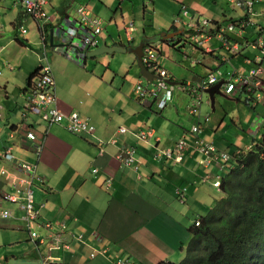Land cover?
Here are the masks:
<instances>
[{"label":"crops","instance_id":"obj_1","mask_svg":"<svg viewBox=\"0 0 264 264\" xmlns=\"http://www.w3.org/2000/svg\"><path fill=\"white\" fill-rule=\"evenodd\" d=\"M174 2L179 7L172 11L173 17L177 15L170 23L168 18L156 21L150 16L145 20L148 2L144 4L143 1L141 17L136 19L132 0H48L45 10L58 26L65 12L79 5L87 6L97 17H108L107 22L100 18L103 31L98 37V48L102 44L132 48L146 40L155 42L161 33L171 34L175 29L182 32L183 25L178 20L182 6L187 12V19H182L188 21L189 18L192 23L208 21L206 29L211 34V38L199 48L192 43L179 45L180 35L176 39L177 48L189 44L199 52L194 57L197 60L188 61L193 72L191 75L173 62H162L163 52L160 46L156 48L157 61L163 69L169 73L175 68L184 73L178 79L169 73L173 77L172 83L177 84L171 104L162 112H157L154 104L149 106L135 100V84L128 97L113 88L112 76L115 73L111 71L124 69L121 64L114 65V55L132 53L94 55L92 52L97 48L83 50L79 46L76 50L68 36L61 32L54 35L53 40L47 38L45 59L54 79L53 107L65 116L77 114L79 120L87 122L94 130L73 134L66 122L47 125L34 115L22 119L25 98L30 93L28 84L39 66L44 64L40 61L43 54L41 31L44 27L51 31L52 27L36 23L24 15L23 9L14 0H0V168L12 172L16 162L36 163L37 172L44 179V185L33 187V191L36 189L39 194L38 203L43 205L39 209L40 221L63 223L75 235L82 233L86 236L85 242L77 243L73 250L67 252L64 258L67 264H114L118 257L131 258L139 264H143L144 260L160 264L161 260H166L167 254H170L169 260L181 261L185 254V242L191 238L190 229L193 227L187 229L188 217L196 214L194 222L204 217L198 216V213L206 214V210L221 198L222 193L211 186V179L223 178L236 156L264 135L260 139H251L252 133H255L254 128L251 129L253 115L248 116L247 111L252 109L249 107L252 102H246L248 96L243 92L225 96L223 89H218L211 104L205 91L215 85L208 86L199 92L207 97L205 106H202L200 96L197 113L192 115L190 108L196 104L191 102L184 86L180 87L184 84H189L190 88L198 87L210 74L221 77L222 71L217 69L223 64L229 66L231 72L227 71V80L217 81L220 87L234 74L245 76L249 69L256 66L262 67L258 79L264 84V55L249 45L260 36V27L264 31L262 15L251 16L249 23L252 24H248L238 35L236 30L226 32V26L239 18L241 12L229 8L225 0ZM208 2H213L215 6L219 4V18H208L200 13L202 6ZM227 10L231 12L229 15ZM254 10H264V0ZM152 14L155 12L152 11ZM134 19L146 23L140 24L141 27L135 26ZM19 27L24 28L25 33L22 34ZM219 32L226 33L225 36H229L233 43H238L237 55L231 56L222 48ZM261 37L264 40V32ZM215 41L217 43H213ZM255 58L263 60L252 65L245 61ZM125 60L127 65L132 62L127 73L136 75L132 67L139 73L134 55ZM100 68L103 70L100 71ZM140 78L139 74L137 80ZM262 89L264 94V85ZM216 95L225 98L229 108L227 111L222 108L219 115L211 117L203 111V107L214 112ZM242 96L245 98L242 99ZM112 106L116 111L111 114L109 109ZM180 110H185L188 118L184 120ZM257 124L260 129L264 128V120ZM193 125L199 130L193 136L185 137L187 149L180 153L181 160L174 162L172 158L165 157L164 152L168 150H173V156L176 155V143ZM121 128L125 129L124 133H120ZM228 128L236 132L229 133ZM142 130L146 134L151 131L150 137L147 135L144 141H139L135 135ZM30 131L41 142L37 157L33 155L31 142L25 137ZM196 140L213 145L218 155L227 154L230 159L215 163L211 156L206 157L199 152ZM99 141L104 142L102 153L99 152ZM122 145L136 148L135 168L121 165L117 160L116 154ZM8 148L15 158L12 162L1 159V152ZM106 179L111 180L107 188L103 184ZM178 188L185 190L183 202L175 194ZM1 191H8V188L0 177ZM3 203L6 202L0 201V206ZM9 206L14 208L13 211L8 209L13 217H0V258L3 257L1 245H13L14 238H10L9 233L22 235L24 232L23 223L16 220L20 211L15 205ZM93 232H96V238L92 237ZM183 235L185 238L182 240ZM22 240L26 242L27 237ZM92 250L97 252L94 259L88 258ZM34 254L36 257L31 259L39 264L36 251ZM66 262L63 260V263ZM166 262L170 264V261Z\"/></svg>","mask_w":264,"mask_h":264},{"label":"built area","instance_id":"obj_2","mask_svg":"<svg viewBox=\"0 0 264 264\" xmlns=\"http://www.w3.org/2000/svg\"><path fill=\"white\" fill-rule=\"evenodd\" d=\"M229 8L241 12V16L237 19L231 21L230 24L226 26V32L236 30L238 35H241L242 30L248 25L252 24L250 22V17L253 15L264 17V10L255 11L254 8L260 5L263 0H225ZM14 3L19 5L24 14L31 17L35 21L39 22H49L50 17L45 11V6L47 0H14ZM181 14L183 16L187 15L185 8L182 7ZM188 31L185 38L192 42L195 46L201 47L204 42L211 38V34L208 29V21L203 20L201 23L189 22L186 24ZM51 31L47 27H44L41 31V43L43 48V54L40 57L41 62L44 64L40 65L39 72L36 74L34 80L30 85V93L26 97V110L37 115L42 121L46 123L60 122L64 116H62L53 107L54 100V79L50 70V67L45 59L46 44L48 43L47 38L50 39L51 35H57L58 31H61L63 35H67L70 39L71 46L78 50L81 46L83 50L96 49L98 47V37L103 31L102 21L99 17L95 16L87 6L80 5L73 12L65 14L61 18V24L51 26ZM262 30H260L261 32ZM21 32L24 33L25 30L21 28ZM264 32V31H263ZM52 33V34H51ZM222 42V48L229 54L234 55L239 52L238 44L233 43L227 36L220 33L218 36ZM251 47L259 50L260 54L264 55V40L258 36L253 42L249 44ZM156 46L148 45L143 50V55L141 62L143 66L157 78L152 84H148L145 81L138 80L134 87V97L142 104L150 105V101L155 104L158 110H164L172 99V87L168 84L169 75L164 69H162L157 62V51ZM260 58H255L254 63H258ZM261 72L260 67H254L248 70L245 76L235 75L231 76L229 80L222 85L224 93L228 96L240 94L243 92L248 96L246 102H252V106H256L259 102V95L262 93L263 82L258 79V74ZM216 82V76L213 74L208 75L203 81L198 85V87L190 88L189 84L180 85L184 86L186 92L189 93L191 98L200 100L199 92L204 90V88L214 84ZM178 88V87H177ZM253 97L255 99H253ZM194 104H196L194 102ZM197 104L190 108V114L196 115ZM26 111H24V116ZM69 126L72 131L77 133L86 131L88 129L87 123L79 120L77 114H71L68 117ZM198 128L193 125L189 130L183 134L182 138L176 143V155L173 156V150H168L164 152L165 157L172 158L174 162H179L181 160L180 153L187 149V142L185 137L193 136L198 132ZM149 137L150 133L140 132L139 139L144 140ZM27 139L34 143V148L36 154H39L40 144L37 142V138L32 133L26 134ZM195 144L197 149L204 156H211V159L215 162H225L229 159L227 154L220 153L218 155L216 149L213 145L204 143L202 141L196 140ZM134 149L130 147L123 148L118 158L125 165H130L134 160ZM1 159L5 162H12L15 160L10 148L5 149L1 152ZM12 172L6 168H0V177L4 179L5 185L8 191L0 193V200L16 205L17 209L22 212L21 220L26 226L28 232L29 240L36 246L37 249L44 248L46 254L40 255L42 260H49L51 258L52 252L59 249H69V245L66 241L62 240L61 231L65 229L64 225L59 226V231L54 232L52 225L49 222H44L40 225L37 224L39 218V211L35 206L32 198L31 187L34 183L41 184L43 182L42 177L36 172V165L28 164L26 162H16L12 166ZM218 185L215 183L214 186ZM180 199L183 200V192L177 193ZM10 212L3 210L0 211L1 218L10 217ZM32 225L40 226L47 232V239L44 236H39L33 232L31 229ZM198 225V221L195 222V226ZM67 234V233H66ZM68 235H71L68 233ZM72 236V235H71ZM78 240L81 236L77 237ZM45 255V256H44ZM91 257L94 255L91 254ZM116 264H137L131 259H118Z\"/></svg>","mask_w":264,"mask_h":264},{"label":"trees","instance_id":"obj_3","mask_svg":"<svg viewBox=\"0 0 264 264\" xmlns=\"http://www.w3.org/2000/svg\"><path fill=\"white\" fill-rule=\"evenodd\" d=\"M31 150L37 157L33 142ZM233 162L221 178L222 197L190 229L185 255L175 264H264V138ZM59 225L52 224L53 229Z\"/></svg>","mask_w":264,"mask_h":264},{"label":"rangeland","instance_id":"obj_4","mask_svg":"<svg viewBox=\"0 0 264 264\" xmlns=\"http://www.w3.org/2000/svg\"><path fill=\"white\" fill-rule=\"evenodd\" d=\"M142 1H143L144 4L146 2H148L147 3L148 9L145 11V20H147L151 16V17H155L154 19L156 21H162V20H165V18H168V20H170V23H172L173 19H175L176 15H177V13H176L174 15V17L172 16V11L175 12L176 8L179 7V5H177L174 2V0H132V4L135 7L134 12H135L136 19H140V17H141V13H142ZM218 6H219V4L215 6L213 4V2H211V3L208 2L205 6H202V11L200 13L203 14L204 16L208 17V18L209 17L215 18V19L216 18H219L220 17V14L217 11L218 10ZM225 7L227 8L226 5H225ZM152 11L155 12L154 15L152 14ZM177 11H179V8H178ZM227 12H228L227 15H229L231 13L228 10H227ZM98 17L101 18L100 16H98ZM101 19L103 21H105V22L108 21V17L107 18H101ZM180 20H181V22H185L182 18H180ZM139 21L140 20H135L134 21V25L141 27L140 24L146 23L145 21L144 22L143 21L139 22ZM263 21L264 20H262V22ZM151 26L152 25L150 23V27ZM143 29H145V28H143ZM182 29H185L186 30L185 26H182ZM59 32H61V31H58L57 33H59ZM138 35L139 36L142 35L141 34V31H139V34ZM177 38L178 37H175L173 40H169V41H166V42H159L161 51L163 52L162 55L164 57L162 59V62H173L176 66L181 67V68H183L185 70H188L189 71L188 73H190V75H191V74H193V72H191L192 71V68L189 67L188 61H190V59H193L194 57H196L195 55L199 54V52H197V50H195L189 44H185L183 47L177 48V45H175ZM213 43H217V42L215 41ZM210 44H212V43H210ZM114 56L116 58L115 61H114L115 62L114 65L117 66L118 64H121V66H123L124 69H122V70L115 69V70L111 71V72L115 73V75L112 76L113 77V84H112L113 85V88L116 89V90H121L122 94H124V95H126V97H128L129 93L130 92L132 93L131 90L133 88V85L137 81V77H139V73H138V71H137V69L135 67H132V68L135 71L136 75L134 73L133 74L132 73H130V74L127 73L128 71L131 70L129 67H131V63L132 62H129V64L127 65L125 58H127V59L128 58H133V55L127 53L126 55L116 54ZM195 60H197V59H195ZM167 65H169V64H167ZM102 70L103 69H101L100 71H102ZM217 71L224 72V74L222 72H220L222 74L221 77L220 76H216L217 81H220L221 79L227 80L226 74L230 73L231 72V69L229 68V66L223 64L222 66H220L217 69ZM227 71H228V73H227ZM169 73H171L176 79H178L179 76L184 75V73L182 71L177 70L175 68H173V70L170 69L169 70ZM188 73H186L187 76L189 75ZM105 75H107V73ZM221 89H223V88L221 87ZM220 91H222V90H220ZM111 92L114 93V90L111 89ZM199 95L201 96L202 106H205L204 101L207 99L206 95H203V96L201 94H199ZM244 98H245V96H242V99H244ZM190 99H191V102L193 101L197 105L199 104V100L198 99L197 100L195 98H190ZM253 99H255V98L253 97ZM215 100L217 102V104H216L217 107L215 106L216 108H215V111L214 112H212L211 108L208 109L207 107H203V111L204 112H208L211 117L214 116V115H219L220 112H222V111H220L222 108L225 111H227L228 108H229V106L227 104V100L225 98H222V97H219L218 95H216L215 96ZM259 102H260V104H258L259 107L256 106V108L254 110L249 109L247 111L248 116L249 115H253L252 123H251V129L254 128L253 129V132H255V133H252L251 132L252 133V138L251 139H260L261 136L264 134V128L263 129H260V126L257 124L260 121H263L264 120V94L263 93H260V95H259ZM113 105L115 106V104H113ZM185 105L182 106L183 109L185 108ZM114 106H112L109 109L110 112H111V114L114 111H116V108H114ZM179 112H181V115L183 116L184 120L186 118H188V115L186 114V111L185 110H180ZM232 131H235V130H233L232 128H228V132L229 133L232 132ZM250 137H251V135H250ZM88 174H89V172H88ZM103 184H104V186H106V188L108 187V185H107V179L103 182ZM35 190L36 189H34V191H33V198H34L35 204L36 205H40L39 204L40 202L38 201L39 194H38V191L37 190L35 191ZM7 204L13 206V204H10V203H3L0 206V211L1 210H4V209H7V210L9 209V210H12V211L14 210L13 207H10ZM179 207H181V205H179ZM184 207L187 208L186 206H184ZM201 215L203 216V215H205V213L204 212L198 213V216H201ZM195 217H196V214L195 215H192L191 214L188 217L189 220L187 221V225H188L187 226V229L188 228H191L193 226ZM22 230L25 232V233L23 232V234H22L23 236L20 235L17 232H13V231H11L13 233H9V237L12 238V239L14 238V240L12 241V243H13L12 246L7 247L6 244L1 245V246H3L2 247L3 257L0 258V264H36L31 259L33 257H36V255L34 254L35 249H34V247H32V245H31L30 242H28V241L25 242V240H22V238H25V236L27 237V235H28L27 232H26V230L24 228ZM32 231L33 232L35 231V233L37 235H39V236H44L45 239L48 238L47 237V232L43 228H41L40 226L39 227L32 228ZM184 238H185V235L181 236V239L182 240ZM189 239L186 240L185 247L187 246V244L189 242ZM19 240H21V241H19ZM165 251L169 252V250H165ZM67 254H68L67 252H59L58 253V255H60L61 258L65 262H66L65 259H66V255ZM165 259L167 261H170L169 262L170 264H174V263H179L180 262V260H175V261L174 260H169L170 259V254H167V257ZM166 260H161V264H167ZM69 264H71V263H69ZM143 264H150V261L144 260Z\"/></svg>","mask_w":264,"mask_h":264},{"label":"clouds","instance_id":"obj_5","mask_svg":"<svg viewBox=\"0 0 264 264\" xmlns=\"http://www.w3.org/2000/svg\"><path fill=\"white\" fill-rule=\"evenodd\" d=\"M47 4H48V0H47ZM46 4V5H47ZM80 6V5H79ZM84 6V5H83ZM228 6V5H227ZM229 7V6H228ZM77 8V7H76ZM76 8H73V9H70L69 8V10L68 11H66L65 12V14H67V13H70V12H73ZM46 11V10H45ZM46 13H47V11H46ZM25 15V14H24ZM180 17L182 18H185V19H187L186 18V15L185 16H183L182 14H181V12H180ZM27 16V15H26ZM49 16V15H48ZM64 16V15H63ZM50 17V16H49ZM31 18V17H30ZM51 18V17H50ZM264 18V17H263ZM185 19H183L184 21H185V24H183L184 22H181L180 21V19L178 18V20H179V22H181V24L183 25V26H185V28H186V30L185 29H182V32H180V34H178V35H180L179 37H180V41L178 42L177 41V43H179V45L180 44H184V43H192V42H190L188 39H186L185 38V35H186V33H187V31H188V28H187V23L189 22V18H188V21H186ZM35 21V20H34ZM36 23H39V24H41V23H43V22H39V21H35ZM231 23V22H230ZM229 23V24H230ZM43 24H45L44 26H53V25H55L54 24V22L52 21V19H50V21L49 22H45V23H43ZM44 26H42L41 28H43ZM21 28L22 27H19V30H20V32H21ZM24 29V28H23ZM263 28L262 27H260L259 29H258V31H260V30H262ZM174 32H177V30L175 29V31ZM22 33V32H21ZM25 33V32H24ZM173 33V32H172ZM23 34V33H22ZM52 34V33H51ZM224 35H226V33H223ZM263 34V30L260 32V37H261V35ZM178 35H176V36H174L172 39H169V40H173L175 37H178ZM220 35V32H219V34H218V36ZM53 36L54 35H51V37H50V40H53ZM228 38L233 42V40L228 36ZM262 38V37H261ZM169 40H159V41H156V42H151V44L150 43H147V44H145L144 45V48L146 47V46H148V45H154V46H156V47H158V46H160L159 45V42H161V41H169ZM40 41H41V36H40ZM41 43V42H40ZM155 43V44H154ZM177 43H175V45L177 44ZM42 44V43H41ZM193 44V43H192ZM238 44V43H237ZM174 45V46H175ZM197 47V46H196ZM98 48V47H97ZM199 48V47H198ZM256 49V48H255ZM258 50V49H257ZM259 51V50H258ZM260 53V52H259ZM238 53H236V54H234V55H237ZM142 55H143V50H142ZM234 55H231V56H234ZM141 58H142V56H141ZM263 60V59H262ZM262 60H261V58H260V61L258 62V63H261L262 62ZM248 64H250V65H252V64H255L254 63V60L253 61H249V60H245ZM158 62V61H157ZM141 64H142V62H141ZM143 65V64H142ZM158 65H159V63H158ZM160 66V65H159ZM144 67V66H143ZM161 67V66H160ZM256 67H258V66H256ZM260 67V66H259ZM145 68V67H144ZM162 68V67H161ZM39 69H40V66H39ZM39 69L36 71V73L33 75L34 77L32 78V80L30 81V85H31V83H32V81L34 80V78H35V76H36V74L39 72ZM146 69V68H145ZM163 69V68H162ZM261 69H262V67H261ZM147 70V69H146ZM165 70V69H164ZM250 70V69H249ZM148 71V70H147ZM166 71V70H165ZM149 72V71H148ZM262 72V71H261ZM151 75H152V78L150 79V80H147L146 78H144V77H142L141 76V78L140 79H138V80H142V81H145L146 83H148V84H152L155 80H157V78H156V76L154 75V74H152L151 72H149ZM166 73H168L167 71H166ZM168 75H169V73H168ZM137 80V81H138ZM137 81H136V83H137ZM172 77L169 75V79H168V84H169V86H171L172 87V99H171V101H170V103L169 104H171V102H172V100H173V96H174V93H173V89L175 90V87L174 86H176V84L177 83H175V85L172 83ZM135 83V84H136ZM216 84H218L217 83V79H216V82L214 83V84H212V85H210V86H214V85H216ZM222 85H224V84H222ZM264 85V84H263ZM262 85V86H263ZM135 87V86H134ZM222 88H223V86H222ZM263 88V87H262ZM30 89V86L28 87V90ZM221 90V87L219 88V91ZM263 90V89H262ZM134 91V90H133ZM263 93V92H262ZM223 94L225 95V96H228V95H226L225 93H224V90H223ZM247 97V96H246ZM248 98H246V100H247ZM136 100V99H135ZM137 102H139L138 100H136ZM140 103V102H139ZM150 104H154L152 101L150 102ZM168 104V105H169ZM249 104H250V102H249ZM258 104H260V102H258L257 104H256V106L258 105ZM155 105V104H154ZM167 105V106H168ZM150 106V105H149ZM256 106L254 107V106H252V105H250L249 107L250 108H252V109H255L256 108ZM156 108V107H155ZM167 108V107H166ZM165 108V109H166ZM156 110H157V112H162L163 110H158L157 108H156ZM24 111H26V114L24 115V116H22V119L23 120H26V119H28L29 118V116L30 115H33V114H31V113H29L27 110H26V98H25V102H24V107L22 108V114H24ZM62 116H64L63 118H62V120L60 121V122H54V123H46V122H44V121H42L41 120V123H45V124H47V125H52V124H58V123H63V122H66L67 123V126H68V128L71 130L70 132L71 133H73V134H77V132H75V131H72V129L70 128V126H69V121H68V117L71 115V114H68L67 116H65L64 114H62V113H60ZM34 116H37V115H34ZM84 122V121H83ZM87 123V122H86ZM87 126L89 127V128H92V126H90L88 123H87ZM89 130H91L92 132L94 131L93 130V128L92 129H89ZM120 133H124L125 132V129L124 128H121L120 130ZM82 132H87V130L86 131H82ZM140 132H145V131H139L136 135H135V137L139 140V141H141L140 139H139V133ZM27 133H32V134H34L33 133V131H30V132H27ZM26 133V134H27ZM80 133V132H79ZM146 133V132H145ZM148 133H151V131L150 132H148ZM25 137H26V135H25ZM36 137V136H35ZM150 137V136H149ZM27 138V137H26ZM262 138H264V135L262 136ZM261 138V139H262ZM29 140V139H28ZM30 141V140H29ZM144 141V140H143ZM256 141H259V140H255L254 142H253V144L255 145V143H256ZM31 142V141H30ZM37 142L39 143L40 142V140L37 138ZM156 142H159L158 140H156ZM41 143V142H40ZM39 143V144H40ZM103 143L104 142H101V141H99L98 142V146H100V149H99V152L100 153H102L103 152V149L101 148V146L103 145ZM112 143H113V141H112ZM254 145H251V146H249V147H247V149H246V151L245 152H247V151H250L253 147H254ZM41 146V145H40ZM126 147H130V148H132V149H134V160H133V163L132 164H130V165H132L134 168L136 167L135 165H136V148L135 147H133V146H130V145H122L121 147H120V149H119V151L117 152V154H116V158H117V160L120 162V164L121 165H124V166H130V165H125L124 163H122L121 161H120V159L118 158V155L121 153V150L123 149V148H126ZM41 150V149H40ZM242 153V152H241ZM230 159V158H229ZM228 159V160H229ZM227 160V161H228ZM230 164V163H229ZM132 167V168H133ZM232 167V166H231ZM231 167H229V168H231ZM228 168V169H229ZM94 172H96V170H94ZM42 177V176H41ZM42 180H43V182L41 183V184H39V183H34L33 184V186L31 187V190H32V198H33V187L35 186V185H39V186H42V185H44V179L42 178ZM215 183H218V185H216V186H214V184ZM110 184H111V180L110 179H107V185L108 186H110ZM211 186L214 188V189H216L217 190V192H221V189H220V187H221V179H219V178H215V179H211ZM184 191L185 190H183L182 192H183V198H184ZM1 192H5V191H1ZM0 192V193H1ZM175 194L177 195V196H179L178 194H177V192H175ZM221 197H222V195H221ZM1 201V200H0ZM2 202H4V201H2ZM33 202H34V198H33ZM7 203V202H6ZM34 204H35V202H34ZM14 205V204H13ZM16 206V205H15ZM35 206L37 207V209H38V211H39V209L43 206V205H36L35 204ZM5 210V209H4ZM1 211H3V210H1ZM6 211H8V212H10L9 210H6ZM10 214H11V216L10 217H8V218H12L13 217V215H12V213L10 212ZM21 217H22V212H20V214L17 216V218H16V220H18V221H20V222H22L23 223V221L21 220ZM40 217H41V215H40V213H39V218H38V221H37V224L38 225H40V224H42V223H44V222H49V221H40ZM196 221H198V225H199V219H197ZM195 221V222H196ZM195 222H194V224H193V226L194 227H197V226H195ZM51 225H52V223L51 222H49ZM60 225H64L63 223H60ZM59 225V226H60ZM35 227H38L37 225H32L31 226V229L32 228H35ZM64 227H65V225H64ZM25 229L26 230V226H25V224L23 223V227H22V229ZM52 228H53V226H52ZM59 227H58V229H56V230H54V229H52L54 232H57V231H59ZM26 232H27V230H26ZM59 233H61V235H62V240L63 241H66V243L69 245V249H59V250H56V251H54V252H52V254H51V258L52 259H49V260H42V258L40 257V264H67V263H63V259L61 258V256L60 255H58V253L59 252H68V251H70V250H73L74 248H75V245L77 244V243H83V242H85L86 241V239H85V235L84 234H82V233H77L76 235L73 233V232H71V231H68L67 229H66V227H65V229H63V231H61V232H59ZM67 233V234H66ZM68 233H70L71 235H68ZM27 234H28V232H27ZM65 235H68V236H65ZM78 236H81V239L80 240H78L77 239V237ZM92 237H94V238H96V232H93L92 233ZM27 241L28 242H30L32 245H34L30 240H29V237H28V235H27ZM72 242H73V246H72ZM34 248H35V251H37L38 253H39V255H43V252L45 251V249L44 248H40V249H37L36 248V246L34 245ZM186 250V249H185ZM46 252V251H45ZM105 253V252H104ZM46 254V253H45ZM91 254H93L94 256L93 257H91L90 255ZM96 254H97V252L96 251H91L89 254H88V258H90V259H94L95 258V256H96ZM185 255V254H184ZM45 256V255H44ZM118 259H123V260H126V259H128V258H125V257H118V258H115V261H114V264H116V261L118 260ZM131 259V258H130ZM132 260V259H131ZM133 262L134 263H137L136 261H134L133 260ZM137 264H139V263H137Z\"/></svg>","mask_w":264,"mask_h":264},{"label":"water","instance_id":"obj_6","mask_svg":"<svg viewBox=\"0 0 264 264\" xmlns=\"http://www.w3.org/2000/svg\"><path fill=\"white\" fill-rule=\"evenodd\" d=\"M180 34V32H173L171 34H166V33H161L158 38H155V42L159 41V39L162 40H169L172 39L174 36ZM147 43H151V41H145L140 43L138 46L136 47H132V48H123V46H108L106 44H102L99 48H97L96 50H94L92 53L94 55H101L103 53H113V52H119V53H126V52H130L132 53L135 57H136V65L139 69V74L146 78L147 80H150L152 78V75L143 67V65L141 64V56H142V49L144 44ZM220 83L216 84L214 87L210 88L209 90L205 91L208 95H209V99L211 104L213 103V94L216 92H218V89L220 87Z\"/></svg>","mask_w":264,"mask_h":264},{"label":"bare ground","instance_id":"obj_7","mask_svg":"<svg viewBox=\"0 0 264 264\" xmlns=\"http://www.w3.org/2000/svg\"><path fill=\"white\" fill-rule=\"evenodd\" d=\"M94 127V126H93Z\"/></svg>","mask_w":264,"mask_h":264}]
</instances>
